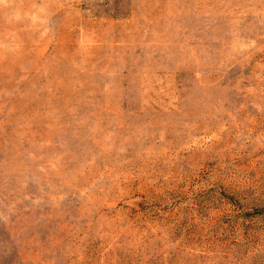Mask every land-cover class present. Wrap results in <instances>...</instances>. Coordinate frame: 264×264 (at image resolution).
I'll use <instances>...</instances> for the list:
<instances>
[{"label":"rangeland","instance_id":"rangeland-1","mask_svg":"<svg viewBox=\"0 0 264 264\" xmlns=\"http://www.w3.org/2000/svg\"><path fill=\"white\" fill-rule=\"evenodd\" d=\"M0 264H264V0H0Z\"/></svg>","mask_w":264,"mask_h":264}]
</instances>
